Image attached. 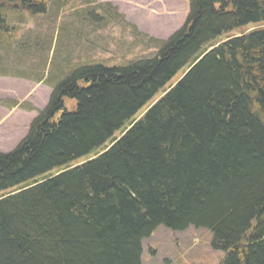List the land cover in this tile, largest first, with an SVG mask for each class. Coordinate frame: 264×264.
Returning <instances> with one entry per match:
<instances>
[{
	"label": "trees",
	"instance_id": "16d2710c",
	"mask_svg": "<svg viewBox=\"0 0 264 264\" xmlns=\"http://www.w3.org/2000/svg\"><path fill=\"white\" fill-rule=\"evenodd\" d=\"M190 3L154 58L74 73L0 153V264H142L159 227L208 229L222 264H264V28L216 43L263 24L264 0ZM50 5L0 0V49L7 11Z\"/></svg>",
	"mask_w": 264,
	"mask_h": 264
},
{
	"label": "rangeland",
	"instance_id": "374dc122",
	"mask_svg": "<svg viewBox=\"0 0 264 264\" xmlns=\"http://www.w3.org/2000/svg\"><path fill=\"white\" fill-rule=\"evenodd\" d=\"M221 5L216 3L217 8ZM190 6V0H51L46 14L7 11L15 34L13 48L0 49V153L16 149L56 88L74 73L154 58L165 42L189 26ZM263 28L264 23L249 25L216 43ZM185 73L178 74L137 119ZM63 102L68 112L77 109L76 99L65 97ZM212 242L208 229L175 232L159 227L143 241L142 264H222L225 253Z\"/></svg>",
	"mask_w": 264,
	"mask_h": 264
}]
</instances>
